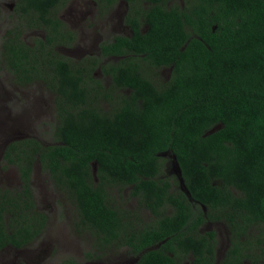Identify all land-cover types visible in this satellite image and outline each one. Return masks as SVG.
Masks as SVG:
<instances>
[{"label": "trees", "instance_id": "16d2710c", "mask_svg": "<svg viewBox=\"0 0 264 264\" xmlns=\"http://www.w3.org/2000/svg\"><path fill=\"white\" fill-rule=\"evenodd\" d=\"M66 1L21 0L22 16L45 32L38 48L21 28L4 39L1 64L15 82L46 85L56 122L51 143L16 139L4 149L20 188H0V253L46 229L33 187L39 168L95 249L125 247L137 264H264V0H92L102 11L129 5L132 35L101 46L104 59L124 56L116 63L73 62L56 50L75 41L56 14ZM170 156L189 195L164 170ZM126 190L136 205L115 201ZM212 222L229 231L220 262L215 232H200Z\"/></svg>", "mask_w": 264, "mask_h": 264}, {"label": "rangeland", "instance_id": "374dc122", "mask_svg": "<svg viewBox=\"0 0 264 264\" xmlns=\"http://www.w3.org/2000/svg\"><path fill=\"white\" fill-rule=\"evenodd\" d=\"M11 1L13 0H0V6H2L0 9V64L3 63L5 33L9 29L21 28L23 38L28 44H33L35 38L43 36V31L32 27L24 16L14 17L8 8L12 4ZM182 1L169 0L167 6L170 7L173 3L181 4ZM116 8L119 7L116 6ZM119 9L124 10L123 6ZM108 12L102 11L91 0H67L62 6L60 5L56 12L57 18L65 22V28L71 31L75 38L72 48L62 49L61 52H65L73 62L80 61L88 55L97 54L100 43L111 41L117 35L116 19ZM118 61L110 59L105 60L104 63ZM4 72L8 71L4 70ZM156 72H150L149 77L156 76ZM164 72L162 76L168 78L169 71ZM3 76L0 77V188L17 189L20 188L19 174L14 167L6 166L4 163L2 159L4 149L10 141L16 139L35 138L46 144L53 141L52 125L56 122L55 96L42 82L21 87L16 84L18 90H15L10 83V81L15 82L11 74ZM95 76L103 78L99 68ZM110 83V79L105 78V85ZM101 106L106 110L109 109L103 103ZM167 161V167L164 170L169 172L172 169L179 178L175 171L174 159L170 156V158L167 157ZM46 181L40 169L36 168L33 175L34 194L38 209L48 218L46 229L24 249H4L0 253V264H63L70 258L75 259L79 264H128L125 258H131V256L127 248L115 246L103 248L100 245L101 248L97 247V251L95 245L100 243L96 242L89 232H79L74 228L78 217L71 201L66 195L56 193ZM129 194L126 190L121 197L114 191L113 196L116 202L132 206L135 202L129 200ZM36 225L39 223L36 222ZM207 231H214L217 236L220 260L229 244V234L225 224L213 222L206 224L201 232ZM93 251L99 257L88 259L86 254ZM92 255L95 254L92 253Z\"/></svg>", "mask_w": 264, "mask_h": 264}, {"label": "flooded vegetation", "instance_id": "af4514ba", "mask_svg": "<svg viewBox=\"0 0 264 264\" xmlns=\"http://www.w3.org/2000/svg\"><path fill=\"white\" fill-rule=\"evenodd\" d=\"M92 1V0H91ZM12 2V4H11V6H7L8 8H9V11L11 12V13H13V15H14V17H17L18 16V18L19 17H22V12H21V10H20V5L21 4H23V3H21V0H13V1H11ZM21 3V4H20ZM94 3H96V2H94ZM97 4V3H96ZM115 6V5H114ZM112 7V8H106L105 9V11H109L108 13H110V14H112L114 17H115V19H116V24H115V26L117 25V27H116V29H115V32L117 33V35H115L113 38H112V40L111 41H107V42H102V43H100L99 44V46H98V52H97V54H95V55H88V56H86V57H84L83 59H85V60H87L88 58H90V60L91 61H100V63H101V61H105V60H113V59H116V60H122V58H124V56H122V58H118L117 56L116 57H107V58H102V50H101V46L104 44V43H115L116 42V40H115V38L116 37H118V36H120V35H123V36H127V37H130L131 35H132V30L130 29V27L125 23V18H126V16H127V14H128V12H129V5H128V3H126V2H124V1H120V2H118L117 4H116V6H118L119 8L121 7V6H123V9L124 10H122V11H120V9L118 8H116V6L115 7ZM97 7H99L98 6V4H97ZM0 9H2V6H0ZM60 20H62L61 18H60ZM63 23H65L64 21H62ZM12 29H15V28H11V29H9V30H12ZM112 29H114V27L112 28ZM8 30V31H9ZM8 31H6V33H5V37L7 36V33H8ZM18 32H19V30H18ZM41 38H43V39H45V32H43V36L41 37ZM30 46H31V48L32 49H34V48H38L39 47V45H35L34 43L33 44H30ZM48 46V45H47ZM52 49L53 48H51L50 46H48V51H47V53H48V56L49 57H47V60H45L44 62H51V60H49L51 57H52V55H51V53L52 54H54V52L52 51ZM62 49H66V50H69V48H66V47H61V46H59V47H57V51H59L60 52V54L61 55H64L65 57H67L66 56V54H65V52H61L62 51ZM36 54H38L39 53V50L37 49V50H35L34 51ZM126 56V55H125ZM68 58V57H67ZM82 60V59H81ZM104 63V62H103ZM100 68V67H99ZM4 70L6 71V68H5V66H3V65H1L0 64V77H4L3 75H10V74H8V72H4ZM14 79V78H13ZM12 79V80H13ZM14 81V80H13ZM10 83H11V85L14 87V89L15 90H18V88H17V85L16 84H18V87H21L22 86V84L18 81V82H14V83H12L11 81H10ZM204 226V225H203ZM203 226H201L200 227V232H201V229H202V227ZM226 227V226H225ZM227 229V228H226ZM227 231H228V229H227ZM208 232V231H207ZM207 232H205V233H202V234H206ZM228 234H229V231H228ZM128 251L130 252V250L128 249ZM130 256H131V258H129V257H126L125 259L128 261V264H137L138 263V257L137 256H132V254H131V252H130ZM186 262V261H185ZM218 262H220V260H218ZM186 264H188V262L186 263ZM256 264H262L261 262L260 263H256Z\"/></svg>", "mask_w": 264, "mask_h": 264}, {"label": "water", "instance_id": "95a60500", "mask_svg": "<svg viewBox=\"0 0 264 264\" xmlns=\"http://www.w3.org/2000/svg\"><path fill=\"white\" fill-rule=\"evenodd\" d=\"M174 159V161H175V171H176V173H177V175H178V179H179V181H180V185H181V187H182V190L187 194V195H189L188 194V192H187V190H186V188H185V186H184V181H183V179H182V176H181V171H180V168H179V165H178V163L176 162V160H175V158H173Z\"/></svg>", "mask_w": 264, "mask_h": 264}]
</instances>
